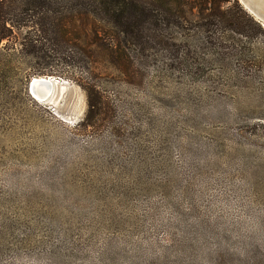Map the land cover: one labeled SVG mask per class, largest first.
I'll list each match as a JSON object with an SVG mask.
<instances>
[{
  "label": "rangeland",
  "instance_id": "374dc122",
  "mask_svg": "<svg viewBox=\"0 0 264 264\" xmlns=\"http://www.w3.org/2000/svg\"><path fill=\"white\" fill-rule=\"evenodd\" d=\"M238 1L249 34L191 17L128 67L91 15L77 46L0 44V264H264V26Z\"/></svg>",
  "mask_w": 264,
  "mask_h": 264
},
{
  "label": "trees",
  "instance_id": "16d2710c",
  "mask_svg": "<svg viewBox=\"0 0 264 264\" xmlns=\"http://www.w3.org/2000/svg\"><path fill=\"white\" fill-rule=\"evenodd\" d=\"M236 6L240 7L238 0H0V44L13 38L16 30L26 29L22 45L28 49L36 43L44 45V40L54 48L77 46L78 36L69 24L75 17L91 15L108 28L106 41L113 61L128 67L126 50L137 45L178 54L180 46L168 30L183 28L191 17L208 36L213 28L247 34L248 26L233 10ZM82 86L89 112L95 113L102 96L94 85Z\"/></svg>",
  "mask_w": 264,
  "mask_h": 264
},
{
  "label": "water",
  "instance_id": "95a60500",
  "mask_svg": "<svg viewBox=\"0 0 264 264\" xmlns=\"http://www.w3.org/2000/svg\"><path fill=\"white\" fill-rule=\"evenodd\" d=\"M243 0H240L242 2ZM249 3L250 8L245 7L253 16H255L264 26V0H247ZM244 5V4H243ZM245 6V5H244ZM54 80V77L51 76H36L33 77L29 84H28V89L30 94L33 95V91H36L37 88L43 84H50L54 86L57 84Z\"/></svg>",
  "mask_w": 264,
  "mask_h": 264
},
{
  "label": "bare ground",
  "instance_id": "6f19581e",
  "mask_svg": "<svg viewBox=\"0 0 264 264\" xmlns=\"http://www.w3.org/2000/svg\"><path fill=\"white\" fill-rule=\"evenodd\" d=\"M242 2L245 5V7H247V9H248V7L250 8L247 0H243ZM51 87H52V85H50V84H43V85L39 86L36 91H33V94L38 96V97L46 96L49 94Z\"/></svg>",
  "mask_w": 264,
  "mask_h": 264
}]
</instances>
